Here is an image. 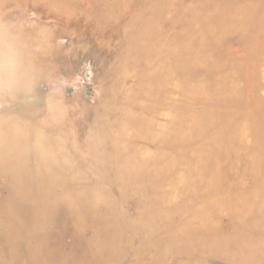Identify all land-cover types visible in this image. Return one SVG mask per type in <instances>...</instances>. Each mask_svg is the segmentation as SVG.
Returning a JSON list of instances; mask_svg holds the SVG:
<instances>
[{
	"label": "rangeland",
	"instance_id": "obj_1",
	"mask_svg": "<svg viewBox=\"0 0 264 264\" xmlns=\"http://www.w3.org/2000/svg\"><path fill=\"white\" fill-rule=\"evenodd\" d=\"M0 29V264H264V0H0Z\"/></svg>",
	"mask_w": 264,
	"mask_h": 264
},
{
	"label": "clouds",
	"instance_id": "obj_2",
	"mask_svg": "<svg viewBox=\"0 0 264 264\" xmlns=\"http://www.w3.org/2000/svg\"><path fill=\"white\" fill-rule=\"evenodd\" d=\"M27 68L16 38L0 29V94H14L21 86Z\"/></svg>",
	"mask_w": 264,
	"mask_h": 264
},
{
	"label": "bare ground",
	"instance_id": "obj_3",
	"mask_svg": "<svg viewBox=\"0 0 264 264\" xmlns=\"http://www.w3.org/2000/svg\"><path fill=\"white\" fill-rule=\"evenodd\" d=\"M5 174V173H4ZM33 180V179H32ZM15 186V185H14ZM16 192V191H15ZM39 192V191H38ZM6 226H8V225H6ZM4 229V228H3ZM6 230V229H5ZM26 236V235H25ZM24 239V238H23ZM13 241H14V238L12 239ZM18 241V240H17ZM32 241V240H31ZM27 242V241H26ZM27 244V243H26ZM26 247V246H25ZM30 248V247H29ZM32 248V247H31ZM29 254H31V253H29ZM12 261V260H11Z\"/></svg>",
	"mask_w": 264,
	"mask_h": 264
}]
</instances>
